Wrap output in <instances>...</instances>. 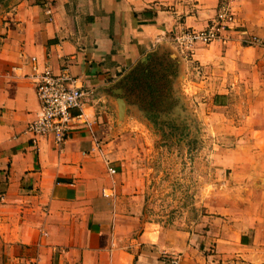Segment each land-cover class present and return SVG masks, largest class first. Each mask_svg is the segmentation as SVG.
<instances>
[{"label":"crops","instance_id":"obj_1","mask_svg":"<svg viewBox=\"0 0 264 264\" xmlns=\"http://www.w3.org/2000/svg\"><path fill=\"white\" fill-rule=\"evenodd\" d=\"M221 1L235 16L232 40L182 57L171 32L203 29ZM164 51L196 63L213 97L231 103L242 94L260 104L251 117L264 118V0H0L1 263L166 264L179 256L181 264H264V126L232 132L233 179L259 191L235 194L195 227L142 216L141 182L126 173L134 128L121 83ZM64 61L89 127L75 123L59 151L47 136L33 146L25 130L39 111L34 77L58 73Z\"/></svg>","mask_w":264,"mask_h":264},{"label":"rangeland","instance_id":"obj_2","mask_svg":"<svg viewBox=\"0 0 264 264\" xmlns=\"http://www.w3.org/2000/svg\"><path fill=\"white\" fill-rule=\"evenodd\" d=\"M175 54L157 53L152 58L155 64L138 66L121 83L123 113L134 128L126 139L131 147L126 173L131 176L135 171L141 182L142 216L147 221L195 227L203 217H214L226 208L235 194L259 191L257 184L233 179L230 158L236 143L232 132L260 129L264 118L251 117L260 104L245 102L242 94L231 103L228 97H213L209 88L200 86L207 75L193 61ZM179 59L184 60V69H179ZM149 72L156 79L165 77L152 84ZM149 84L155 100L148 95ZM249 154L262 157L259 151Z\"/></svg>","mask_w":264,"mask_h":264},{"label":"built area","instance_id":"obj_3","mask_svg":"<svg viewBox=\"0 0 264 264\" xmlns=\"http://www.w3.org/2000/svg\"><path fill=\"white\" fill-rule=\"evenodd\" d=\"M47 15L52 18L49 5ZM237 25L233 10L226 1H221L215 8L214 17L201 30L179 27L170 34V43L182 57H189L198 46L213 44L225 45L232 40ZM251 44L260 45L258 39H253ZM35 62V59H31ZM35 94L39 111L33 121L25 130L31 138L33 146L40 137H49L56 150L68 140L72 126L77 123L89 127L82 111L83 97L79 80L69 71V64L64 61L58 73H53L45 68L34 77ZM109 174H115L113 169ZM166 264H181L179 256H169Z\"/></svg>","mask_w":264,"mask_h":264},{"label":"trees","instance_id":"obj_4","mask_svg":"<svg viewBox=\"0 0 264 264\" xmlns=\"http://www.w3.org/2000/svg\"><path fill=\"white\" fill-rule=\"evenodd\" d=\"M153 58V57H152ZM152 58H148L147 60H146V62H144V63H142V65H140V67L141 66H144V68H147V66H151V64H155V62H153L154 61V59H152ZM156 65H161L160 63H156ZM167 70V69H166ZM166 70H164V72L166 71ZM134 71V70H133ZM133 71H132V73H133ZM136 71V70H135ZM149 75H150V80L152 81V84L153 83H157L158 81H162L163 79H164V77H165V75L164 76H162L161 78H159V79H156L155 77H154V75L155 74H150V72H149ZM172 78H174V74H172ZM147 90H149V92H148V95L150 96V99H153V100H155V98H153V96L154 95H156V94H154L155 93V91L154 90H152V86L149 84L148 86H147ZM156 90V89H155ZM157 97H161V94H159L158 92H157ZM149 104V107L150 108H152V107H154V102H149L148 103ZM214 105H216V106H222L221 104H218L217 102H215L214 103Z\"/></svg>","mask_w":264,"mask_h":264}]
</instances>
